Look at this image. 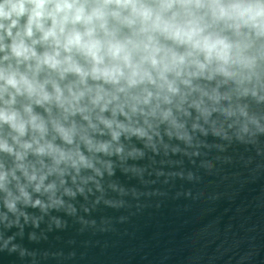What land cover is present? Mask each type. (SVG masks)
I'll use <instances>...</instances> for the list:
<instances>
[{
	"label": "clouds",
	"instance_id": "obj_1",
	"mask_svg": "<svg viewBox=\"0 0 264 264\" xmlns=\"http://www.w3.org/2000/svg\"><path fill=\"white\" fill-rule=\"evenodd\" d=\"M233 96L264 102V0H0L2 215Z\"/></svg>",
	"mask_w": 264,
	"mask_h": 264
},
{
	"label": "water",
	"instance_id": "obj_2",
	"mask_svg": "<svg viewBox=\"0 0 264 264\" xmlns=\"http://www.w3.org/2000/svg\"><path fill=\"white\" fill-rule=\"evenodd\" d=\"M221 105L233 114L190 110L150 145L124 141L110 173L66 176L58 205H0V264H264V102Z\"/></svg>",
	"mask_w": 264,
	"mask_h": 264
}]
</instances>
